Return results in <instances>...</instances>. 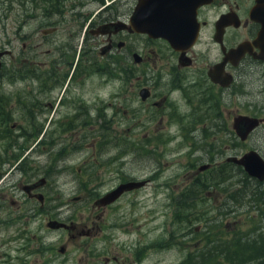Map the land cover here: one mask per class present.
<instances>
[{
    "label": "flooded vegetation",
    "instance_id": "flooded-vegetation-1",
    "mask_svg": "<svg viewBox=\"0 0 264 264\" xmlns=\"http://www.w3.org/2000/svg\"><path fill=\"white\" fill-rule=\"evenodd\" d=\"M35 1L41 4L42 17L46 18L38 29L40 36L37 37L33 30L25 32L22 57L12 52L10 47H0V51H5L1 56L0 69L3 57L11 55L13 67L9 69L10 77L13 83L21 81L24 89L22 97L14 93L9 98L10 106L29 111L32 122L39 118L41 125H66L69 135L74 136L78 131L73 129L74 126L102 122V127H107L111 123L127 121L129 109L134 108L135 102L134 113L137 111L138 117L133 118L136 119L134 123L146 125L138 157L151 155L152 159L159 161L166 144L173 141L183 143L189 147V154L200 152L204 155L187 163L189 178L200 186L223 184L225 167L232 170L227 177L230 175L231 179L235 178L234 183L239 182L238 171L244 169L227 161L228 157L239 158L254 150L264 159L262 147L242 153L236 151L240 142L249 141L264 124V0H184L187 14L174 12L176 21L172 18L170 25L177 27L166 28L158 34L142 30L144 23L140 17L134 19V10L143 0ZM89 1H95L97 5H85ZM34 4L31 8L36 9L37 2ZM5 5L3 12L8 14L12 10L11 0ZM178 5L176 8L180 7V0ZM39 16L40 13L28 12L26 19ZM160 19L156 17L157 22L166 23L165 16ZM63 27L67 32L65 36L58 33ZM12 41L8 38V43ZM42 44L48 46L40 49L39 53L36 49ZM108 93L109 97L105 96ZM1 99L0 95L1 121H5V106ZM240 105L250 110L239 111ZM106 108L114 109L109 117ZM239 114L260 119L243 140L233 124L234 117ZM150 124L153 126L148 130ZM162 126L166 129L160 134ZM149 131L152 133L150 138L147 137ZM102 137L105 136L92 137L88 148L96 151L98 145L99 151ZM229 141L235 151L227 155L222 146ZM148 143L152 144L150 149H146ZM41 144L42 152L48 154L50 147H47L46 136L42 137ZM72 147L75 149L77 145ZM61 149L57 152L56 161L63 164L69 153H66L67 147ZM204 165L207 167L200 170ZM56 169L62 172L64 168L59 165ZM78 170L82 171V168ZM158 171L157 167L147 178L119 176L118 183L108 192L129 181L144 184L123 192L104 206L96 205L97 199H94L93 208L100 214L92 219L88 217L90 226L85 222L55 218H48V221H62L70 227L53 229L47 226L48 221L46 226L68 233L71 239L89 237L101 229L98 221L103 218L102 212H107V215L114 212L115 205L124 194L142 189L152 178H159ZM203 172L213 174L210 178H201ZM215 173L218 175L216 184L212 180ZM250 179L264 187V180ZM36 181L23 183L20 180L18 186L31 200L37 199L34 195L41 193L42 202L37 200L43 205L46 199L39 191L41 186L29 193L24 190L25 185ZM45 184L46 180L42 186ZM16 203L15 200L10 201L13 206ZM262 204L261 209L252 199L249 205L261 214L264 213V202ZM254 247L255 243L252 251ZM58 252L65 255V246H60ZM84 252L92 255L88 247ZM86 255L76 258L77 264H89ZM109 259L105 257L104 261ZM62 261L66 263L63 257ZM248 264H264V257L257 258L251 254Z\"/></svg>",
    "mask_w": 264,
    "mask_h": 264
},
{
    "label": "rangeland",
    "instance_id": "rangeland-1",
    "mask_svg": "<svg viewBox=\"0 0 264 264\" xmlns=\"http://www.w3.org/2000/svg\"><path fill=\"white\" fill-rule=\"evenodd\" d=\"M36 2L37 8H31ZM6 3L8 5V0ZM6 3L0 1V47H10L22 57L25 32L33 30L39 37L38 29L46 18L42 17L39 1L11 0L12 10L8 14L3 12ZM85 5L97 3L89 1ZM28 12L40 13V16L26 19ZM58 33L65 36L66 28ZM8 38L13 41L8 43ZM47 46L42 44L36 50L39 52ZM12 67L13 58L7 54L0 69L3 76L0 78V95L6 118L1 121L0 115V264H64L62 257L65 264H77V259L86 255L85 247L92 251V255H86L89 264H178L191 258L199 245L205 251L213 250L214 254L206 253V259L198 264H218L220 259L221 264H231L223 252L227 245L235 246V237L248 234L249 244L253 246L261 234L264 236V228L261 229L264 214H258L249 205L251 198L256 200L253 181L248 182V196L240 204L241 183H234L235 178L224 184L208 183L205 186L189 178L187 163L204 155L200 152L189 154V147L183 143L166 144L159 161L151 155L138 157L146 125L134 123L136 119L133 118L138 117L137 111L134 113L135 102L134 108L129 109L127 121L111 123L107 127H102V122L74 126V130L78 129L74 136L69 135L66 125H41L39 118L32 122L29 111L10 106L9 98L14 93L22 97L24 91L21 81L13 83L9 72ZM105 96L109 97V93ZM113 110L105 109L107 117ZM248 110L250 108L242 105L239 107V111ZM152 126L150 124L148 130ZM159 129L163 134L166 127ZM151 134L149 131L147 137ZM43 136L50 147L48 154L42 152L43 144L40 145ZM94 136H105L101 138L99 151L98 145L96 151L88 148ZM74 145H77L75 149ZM151 145L146 144V149ZM63 147H67L69 156H65L62 164L56 157ZM254 147L264 150V124L249 141L240 142L236 151L242 153ZM222 149L227 155L235 151L230 141L224 143ZM59 165H63L62 172L56 169ZM157 167L159 178H152L142 189L124 194L109 215L102 212L103 218L98 221L101 229L89 237L71 239L68 233L46 226L48 218L66 222L75 220L90 226L88 217L92 219L100 214L93 208L94 199L114 187L119 176L147 178ZM212 174L203 172L201 178H210ZM217 177L215 173L212 179L215 184ZM40 178L47 181L39 188L46 199L43 205L37 199H29L18 186L20 180L24 183ZM232 192H236V199L230 200L228 194ZM76 197L78 200H74ZM11 200L17 201L16 205H11ZM227 234L232 235L225 236ZM62 245L65 255L58 252ZM211 245L216 248L207 249ZM76 252L79 254L75 255ZM112 256L117 259L113 260ZM105 257H109V261L105 262Z\"/></svg>",
    "mask_w": 264,
    "mask_h": 264
},
{
    "label": "water",
    "instance_id": "water-1",
    "mask_svg": "<svg viewBox=\"0 0 264 264\" xmlns=\"http://www.w3.org/2000/svg\"><path fill=\"white\" fill-rule=\"evenodd\" d=\"M186 1V0H185ZM179 0H143L140 5L138 4L134 10L133 16L134 19H138L140 17V21L143 22L142 30L151 33L156 32L154 34H158L162 30H166V28L173 29L175 26L172 23V18L176 21L175 13H186L187 10L185 8L184 0H180V7H178ZM181 9V10H180ZM183 9V10H182ZM175 10V11H174ZM185 11V12H184ZM187 14V13H186ZM166 17V23L161 24L159 21H156V17L160 19V17ZM182 16V15H181ZM155 18V20L153 19ZM162 20V18L160 19ZM171 21V22H170ZM169 26V27H168ZM45 30V29H44ZM5 51H0V66L2 64L1 56ZM260 119L254 116H248L239 114L234 117V127L237 129L238 134L241 139H245L249 133V131L254 128ZM227 161L233 162L237 165L243 167L244 171L248 176L254 177L260 181L264 180V159L254 150L248 151L243 154L241 157H228ZM207 165L201 166L200 170L206 168ZM45 183L44 178H40L34 183L27 184L24 186V190L29 193L32 189L39 188ZM144 184V182L138 181H129L127 183L120 184L114 190L105 193L100 198L95 201V204L98 206H104L108 203L114 201L118 198L123 192L130 191L135 188H139ZM37 199L42 202L43 197L41 193H37L34 195ZM74 199H78L77 197ZM47 226L53 229L58 228H69L70 226L62 221L57 220H49ZM63 250V247L60 249Z\"/></svg>",
    "mask_w": 264,
    "mask_h": 264
},
{
    "label": "trees",
    "instance_id": "trees-1",
    "mask_svg": "<svg viewBox=\"0 0 264 264\" xmlns=\"http://www.w3.org/2000/svg\"><path fill=\"white\" fill-rule=\"evenodd\" d=\"M34 1V0H33ZM223 184L224 182L226 183L227 180H230L231 177L229 175V177H227L228 173H231V168L230 170H227V168L225 167L223 170ZM238 176H239V182L241 183V189H240V197L242 196V200L240 201V204L243 203V201L245 200V197L248 196L247 190H248V182L252 181L249 176L241 169H239L238 171ZM229 178V179H228ZM256 185V205L257 207H260L261 209L263 208V202H264V187L262 185H260L258 182H254ZM208 185V183H207ZM206 188V187H203ZM235 194L236 192H232L230 194H228V198L230 200L236 199L235 198ZM250 195V194H249ZM252 198L249 200V204L251 202ZM238 202V200H236ZM246 201V200H245ZM239 203V202H238ZM264 214V213H263ZM221 215V213H220ZM220 217V216H219ZM264 221V217L262 219ZM264 223V222H263ZM232 234H227L225 236H229L231 237ZM248 234H243V236H238L235 237L234 239H236L235 242V246L233 245H227L225 247V250L223 252V256L225 258H228L226 261L228 262V260H231V264H248V259L251 257V254H254L255 257H264V241H261L264 239V236L261 234L259 236V240L257 242V239L255 240V249L254 251L252 248V245L249 244L248 241ZM227 239V238H226ZM213 241L215 242L216 239H213ZM213 241H209V243H213ZM258 245V246H257ZM220 246V245H219ZM216 247H214V245L209 246V248L207 249H214ZM254 252V253H252ZM206 253H212V255L214 254L213 250H204L202 247H200V245L198 246V248H196V252L193 256H191V258H187L184 259L183 261H181L178 264H198L200 263L202 260L206 259L205 255ZM207 256V255H206ZM208 258V257H207ZM219 260V258H216ZM233 261V263H232ZM220 262L221 259L219 260L218 264H221ZM226 264H230V263H226Z\"/></svg>",
    "mask_w": 264,
    "mask_h": 264
},
{
    "label": "bare ground",
    "instance_id": "bare-ground-1",
    "mask_svg": "<svg viewBox=\"0 0 264 264\" xmlns=\"http://www.w3.org/2000/svg\"><path fill=\"white\" fill-rule=\"evenodd\" d=\"M229 187V186H228Z\"/></svg>",
    "mask_w": 264,
    "mask_h": 264
}]
</instances>
